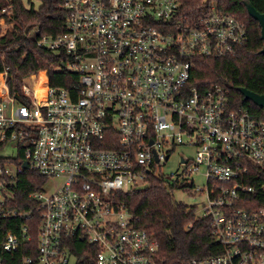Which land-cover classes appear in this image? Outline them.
I'll use <instances>...</instances> for the list:
<instances>
[{
    "label": "built area",
    "instance_id": "1",
    "mask_svg": "<svg viewBox=\"0 0 264 264\" xmlns=\"http://www.w3.org/2000/svg\"><path fill=\"white\" fill-rule=\"evenodd\" d=\"M63 8L65 32L42 36L37 46L62 54L52 70L77 81L54 88L41 71L23 81L20 102L0 73V144L16 150L0 159H16L20 150L25 157L20 165L0 164V223L10 227L0 264L1 253L31 245L36 228L35 255L21 264H81L73 241L96 249L95 264H161L157 242L134 226L119 200L149 176L204 195L193 207L214 242L205 253L195 249L189 264H264V116L232 108L221 87L190 84L196 60L235 56L248 40L245 26L212 5L187 18L178 0H63ZM40 73L39 98L27 82L38 84ZM180 146L194 157L180 156L178 171L162 174ZM200 168L203 189L192 179ZM24 170L46 179L29 197L37 224L32 210L11 206Z\"/></svg>",
    "mask_w": 264,
    "mask_h": 264
},
{
    "label": "trees",
    "instance_id": "2",
    "mask_svg": "<svg viewBox=\"0 0 264 264\" xmlns=\"http://www.w3.org/2000/svg\"><path fill=\"white\" fill-rule=\"evenodd\" d=\"M180 14L196 18L209 6L216 11L235 17L246 28L248 40L236 48L235 56L226 59H198L190 84L200 91L221 87L228 92L232 108H244L255 118L264 116V111L240 93L246 88L264 95V54L261 30L257 21L251 18L246 5L253 6L264 14V0H178ZM38 3V6L35 3ZM10 5L9 12L1 9ZM0 19L11 27L0 35V73L6 71V83L10 94L22 102L20 96L23 81L41 71L47 72L49 85L68 89L77 81V75L56 73L52 65L63 61L64 56L45 47H38L42 36L55 38L65 32L66 12L63 0H0ZM37 31V32H36ZM39 81H44L40 73ZM4 148L0 144V152ZM25 160L20 150L16 159H0V164L13 162L20 165ZM46 179L32 170H24L15 180L11 192L13 208L32 210V220L38 222L35 203L31 194L41 191ZM163 179L149 176L145 190L122 194L119 200L132 215V222L138 229L146 231L157 242L156 260L161 264H189L195 249L205 253L214 242L209 223L195 215L194 207L177 202L173 191ZM30 225V221H29ZM10 227L0 223V241ZM31 242L13 255L1 253L4 264H21L24 257L35 255L37 250V228L29 230ZM70 249L79 256L81 264H95L96 249L85 241H73Z\"/></svg>",
    "mask_w": 264,
    "mask_h": 264
},
{
    "label": "rangeland",
    "instance_id": "3",
    "mask_svg": "<svg viewBox=\"0 0 264 264\" xmlns=\"http://www.w3.org/2000/svg\"><path fill=\"white\" fill-rule=\"evenodd\" d=\"M24 4L27 5V0H22ZM36 6H38V3H35ZM11 25L3 23L0 21V35L4 34ZM29 84V87L33 86L35 89L36 87V95L37 97H42L40 93V89L36 86V81H30L27 82ZM40 84V81L38 82ZM37 84V85H38ZM16 156V150L14 148L13 144H6V146L2 149L0 152V157L2 158H13ZM180 156H183L185 158H193L194 157V151L190 148L180 146L178 147L174 154L170 157V159L166 162V164L161 168L162 174L166 176H171L174 173H176L179 169V159ZM205 170L204 168H200L196 174L192 176L193 183L195 188L203 189L206 185L205 178H204ZM50 191L53 190V186L50 187ZM193 193H190L186 190H174L173 191V197L177 202H180L186 206L193 207L197 206L200 208L201 204L204 202V195H196L192 196ZM71 264H73L71 262Z\"/></svg>",
    "mask_w": 264,
    "mask_h": 264
},
{
    "label": "water",
    "instance_id": "4",
    "mask_svg": "<svg viewBox=\"0 0 264 264\" xmlns=\"http://www.w3.org/2000/svg\"><path fill=\"white\" fill-rule=\"evenodd\" d=\"M247 12L251 18L258 22L261 30V39L263 41V47L261 49V53L264 54V14L259 13L253 6L246 5ZM240 93L244 97L245 100L251 101L256 107L262 109L264 111V95L257 94L253 91H250L246 88H241ZM23 168H27V164L23 163ZM147 185L136 187V191L145 190Z\"/></svg>",
    "mask_w": 264,
    "mask_h": 264
},
{
    "label": "bare ground",
    "instance_id": "5",
    "mask_svg": "<svg viewBox=\"0 0 264 264\" xmlns=\"http://www.w3.org/2000/svg\"><path fill=\"white\" fill-rule=\"evenodd\" d=\"M44 76V74H43ZM45 79V78H44ZM44 82V81H40V84L37 85V87L40 89V93L41 95L43 96V93H44V90L41 88V83Z\"/></svg>",
    "mask_w": 264,
    "mask_h": 264
}]
</instances>
